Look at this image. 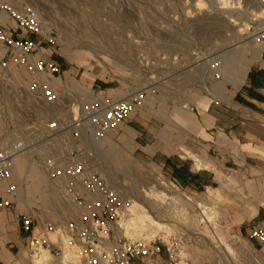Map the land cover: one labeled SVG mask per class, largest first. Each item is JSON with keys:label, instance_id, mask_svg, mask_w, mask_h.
Here are the masks:
<instances>
[{"label": "rangeland", "instance_id": "obj_1", "mask_svg": "<svg viewBox=\"0 0 264 264\" xmlns=\"http://www.w3.org/2000/svg\"><path fill=\"white\" fill-rule=\"evenodd\" d=\"M7 1L16 7L33 6L44 28L56 38V45L50 49L52 56L73 73L79 69L80 76L86 71L90 80L96 75L106 79L95 80L93 87L97 90L109 85L119 91L118 81L125 79L129 84L139 71L147 76L154 74L156 79L170 75L166 87L161 84L153 98L159 103L156 108H164L161 119L155 115L148 120L137 116L133 125L141 135L132 128L129 137L137 135L133 144L124 145L121 140L107 150L106 145H93L88 155L89 162L130 202V208L133 201L145 208L146 213L135 219L132 234L121 232L137 239L158 235L167 240L171 233L181 236L185 240L181 264H264V245L249 237L251 226L264 227V212L254 216L260 203L264 206L259 184L255 188L221 172L214 188L192 195L177 185L180 195L173 187L160 183L171 181L152 160L154 149L166 151L164 142L157 144L153 131H170L177 112L184 109L180 103L206 93L204 88L210 90L214 85L206 72L205 59L217 58L220 69L227 59L232 71L242 62L249 67L253 54L261 47L253 44L249 32L252 17L261 13L262 5L257 0ZM227 75L221 85L234 81L233 75ZM147 108L148 118L158 111L152 106ZM126 134L122 130L114 136L128 137ZM135 140L141 141L142 147H137ZM186 154L191 157L188 152L181 153ZM164 188L171 197L161 194ZM27 202L20 208H32L38 218L47 212L43 201L36 198L34 203ZM7 223H14L10 210L0 213V226ZM19 235L23 247L15 243L10 247V264L28 262L26 239ZM46 257L43 251L36 261Z\"/></svg>", "mask_w": 264, "mask_h": 264}, {"label": "built area", "instance_id": "obj_2", "mask_svg": "<svg viewBox=\"0 0 264 264\" xmlns=\"http://www.w3.org/2000/svg\"><path fill=\"white\" fill-rule=\"evenodd\" d=\"M257 1L263 8L252 17L249 34L261 45L264 0ZM55 45L33 6L0 0V211H11L26 239V264H180L181 236L137 239L121 232L130 202L88 160L94 143L127 123L170 75L134 73L129 84L118 81L129 88L122 97L94 87L83 94L63 76L50 51ZM205 60L210 79L221 80L220 61ZM25 154L40 161L56 199L41 218L32 208L17 207L23 183L14 168ZM249 237L264 245V227L252 226ZM43 251L47 257L37 262Z\"/></svg>", "mask_w": 264, "mask_h": 264}, {"label": "crops", "instance_id": "obj_3", "mask_svg": "<svg viewBox=\"0 0 264 264\" xmlns=\"http://www.w3.org/2000/svg\"><path fill=\"white\" fill-rule=\"evenodd\" d=\"M61 64L64 77L78 79L86 87H93L97 78L107 82L97 75L90 80L86 71L80 76L79 69L73 73ZM221 80L211 85V95L208 92H200L195 97H190L191 112H186L183 108V111H178L176 121L172 125L174 127L170 131H153L157 144L161 146L164 142L166 151L162 148L154 149L152 160L171 181L192 195L214 188L221 172H226L228 177L233 179L237 176L244 184H253L254 187L259 184L258 192L264 195V188L261 186L264 187V44L253 54L240 83L234 84V81H231L221 85ZM115 88L117 87L102 85L98 91L101 95L113 96L114 93H119L113 91ZM146 104L144 109L148 110V116L150 109L147 107L152 106L158 110L146 120L154 115L157 119L162 118L161 111H164V108H156L158 100L151 99ZM138 113H134L123 125L131 126L141 135L133 125L137 116L141 118ZM119 131H122L121 127L117 133ZM136 137L137 135L134 139ZM135 142L137 147H142L141 141ZM180 152L184 155L188 152L191 157L187 154L182 156ZM16 177L22 180L17 174ZM24 191L25 189L21 190L19 199ZM262 208L264 206L260 203L254 216H258L260 211L264 212ZM0 232V264H10L13 252L10 247L14 243H21L19 225H1ZM12 232H15V235Z\"/></svg>", "mask_w": 264, "mask_h": 264}, {"label": "bare ground", "instance_id": "obj_4", "mask_svg": "<svg viewBox=\"0 0 264 264\" xmlns=\"http://www.w3.org/2000/svg\"><path fill=\"white\" fill-rule=\"evenodd\" d=\"M38 14H39V12H38ZM39 18H40V15H39ZM1 19L4 20L5 17H2ZM254 45L259 47L262 44L261 45L254 44ZM67 57H68V59L72 60L70 56L67 55ZM247 69H248V65L245 64L244 62H242L237 67L236 70L232 71V67L229 64V59H227V60H225L223 62V65L221 66V69L219 67V71L221 72V75H222V78H223V79L221 78L222 81H226V79L228 77L227 73H230L234 77L235 84H238V83H240L243 80ZM16 76L18 77V79L21 80V79H23L24 75L19 73V76L18 75H16ZM70 80L72 82L73 87H75L79 92L85 94L89 90V85L86 87L83 84L82 81H80L78 79L77 80L76 79H71V78H70ZM57 82H59V80H57ZM119 87H120V90H119L120 92L117 93V94L114 93L113 96L122 97L129 90V88L127 86H125V85H121ZM181 105L186 110H191L192 109L191 104L189 102V99L187 101L181 102L180 106ZM145 107H143V108H141V109H139L137 111V113L139 112L138 113L139 116L141 118H143V119H147L148 118L147 117L148 114H146L148 112H145L143 110ZM43 111H46V110H43ZM121 130H123V132L125 134L127 133L126 135L128 137H125V135H123L122 138H119V137L115 138L114 134H117V131H113L112 133H110L105 138L101 139L100 141H97L95 143L93 142L94 145L95 146H100V148H101V146L106 145L107 146L106 150H107V149H110L109 147L112 148V147L117 146V144L121 140H122V143L124 145L133 144V140L132 139L134 138V134H132L129 137L130 133H132L131 132L132 127L128 126V125H121ZM25 158L30 160V161H32V162H29V161L25 160ZM42 173L44 174V171H43V169L41 167L40 161L31 159L29 157V154L21 155V156H19L17 158L16 164H15V168H14V177L17 179V177H16V174H17V176L20 179H22L20 181L23 183V186L21 187L20 192H19V196L17 198V207L18 208L27 206V203H28L27 201H29L30 203H34V200L36 198L44 202L42 204V206L44 208H48L49 205L55 204L56 199L51 194L52 193V184H50V182L47 180L45 174L43 175ZM160 183H162L164 185H167V186L169 185L170 187H173L175 189V191H177V193H179L180 195L182 194V193H180L179 189L172 182L171 183L170 182L167 183L166 181H163V182H160ZM22 189H25V191H24L23 195L21 196V198L19 199ZM162 190L163 191H161V194L163 196H165L167 198L171 197L170 194L168 193V191L165 188L162 189ZM182 196L185 199L190 200L189 196H185V195H182ZM132 207L133 208H130L132 210H130V209H129L130 211L128 210L130 212V214L128 213V215H127L128 218L124 216L127 219H125L123 217V219L120 221L121 227H124L125 230H126L125 233H130V234H132L133 230L135 229V226H136V223H137L135 219H140V217H141L140 215L146 213L145 212V208L142 205H140L137 202H135V201H133ZM58 208L63 209L61 206H58ZM1 212H6V211H1ZM141 222H142V220H141ZM155 224L160 225L157 222H155ZM21 247H23L22 244H21Z\"/></svg>", "mask_w": 264, "mask_h": 264}]
</instances>
